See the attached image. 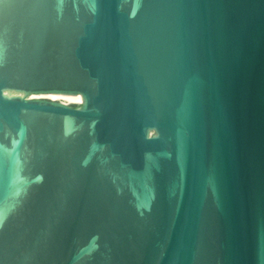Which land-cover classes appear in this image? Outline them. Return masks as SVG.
Here are the masks:
<instances>
[{"label":"water","instance_id":"95a60500","mask_svg":"<svg viewBox=\"0 0 264 264\" xmlns=\"http://www.w3.org/2000/svg\"><path fill=\"white\" fill-rule=\"evenodd\" d=\"M0 264H264V0H0Z\"/></svg>","mask_w":264,"mask_h":264}]
</instances>
